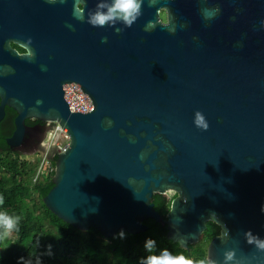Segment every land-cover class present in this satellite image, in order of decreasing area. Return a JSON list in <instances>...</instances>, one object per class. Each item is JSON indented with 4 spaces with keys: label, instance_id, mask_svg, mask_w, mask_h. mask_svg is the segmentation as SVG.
<instances>
[{
    "label": "water",
    "instance_id": "water-1",
    "mask_svg": "<svg viewBox=\"0 0 264 264\" xmlns=\"http://www.w3.org/2000/svg\"><path fill=\"white\" fill-rule=\"evenodd\" d=\"M189 1L138 0L130 26L119 13L92 23L114 0H90L86 12L72 5L64 44L26 55L0 32V126L13 109L12 150L30 133L28 120L67 131L44 203L73 227L112 238L146 232L152 219L189 249L212 222L220 235L208 264H264V0H214L220 14ZM161 6L169 24L159 21ZM14 25L26 40L32 21ZM71 83L92 112L71 113ZM169 192L176 197L164 219L153 197Z\"/></svg>",
    "mask_w": 264,
    "mask_h": 264
},
{
    "label": "trees",
    "instance_id": "trees-1",
    "mask_svg": "<svg viewBox=\"0 0 264 264\" xmlns=\"http://www.w3.org/2000/svg\"><path fill=\"white\" fill-rule=\"evenodd\" d=\"M16 116L7 107L0 126V196L4 198L0 212L18 218L9 236L0 227V264H142L148 256H159L165 250L173 256L183 255L194 264L201 260L208 264L207 246L218 234L212 222L202 239L185 249L168 238L167 225L152 219L145 221L146 232L107 238L95 228L82 231L53 214L44 198L54 186L55 171L50 176L38 175V163L7 144ZM56 161L57 155L52 156L55 167ZM171 202L160 194L153 197L155 209L164 219ZM149 241L154 242L151 248L147 246Z\"/></svg>",
    "mask_w": 264,
    "mask_h": 264
},
{
    "label": "flooded vegetation",
    "instance_id": "flooded-vegetation-1",
    "mask_svg": "<svg viewBox=\"0 0 264 264\" xmlns=\"http://www.w3.org/2000/svg\"><path fill=\"white\" fill-rule=\"evenodd\" d=\"M171 1L173 7L175 0ZM189 3H192L194 10H198L199 12H202L203 9H208L213 10L216 14H220L222 10V1L203 0V2H199V0H190ZM72 5H75L78 12H86L90 6V0H0V32L4 33L3 44L10 51H16L20 55L32 54V51L39 52V49L36 47L42 43L49 44L50 46L63 45L64 40L62 35L64 30L62 21L68 8ZM168 7L161 6L159 8V21L164 25L169 24ZM20 18H28L32 21L30 34L26 40L21 39L19 34L14 36V30L16 29L14 23L18 22ZM82 20L80 19V21ZM9 23H11L13 31L11 35H7L5 32L9 28ZM27 125L31 128L30 133L27 134L21 146L13 149V151L21 154L35 152L40 149L44 138L55 124L28 120ZM10 128L11 130L8 132L9 136L7 138L13 135L15 124ZM162 196L172 200L176 197L175 195V197ZM215 231L218 234L211 241L220 235V228L218 226Z\"/></svg>",
    "mask_w": 264,
    "mask_h": 264
},
{
    "label": "clouds",
    "instance_id": "clouds-1",
    "mask_svg": "<svg viewBox=\"0 0 264 264\" xmlns=\"http://www.w3.org/2000/svg\"><path fill=\"white\" fill-rule=\"evenodd\" d=\"M140 3L138 0H114V5L109 9V13L105 14H97L93 17L92 23L94 25H105L108 21L114 20L116 18L115 13L121 14V18L123 21L129 26L135 21L136 16L140 12ZM199 116V114H198ZM198 123H202V118H198ZM206 127V125H204ZM4 198L0 196V205H3ZM18 223V218L13 219L8 216L6 213L0 212V227L5 229L4 235L9 236L11 232L16 228ZM154 244L153 241L148 242V247L151 248ZM264 247V244L261 245ZM229 259H231V254H229ZM142 264H194V261L183 256H173L167 250L162 252L161 255H150L146 260L142 262ZM199 264H206V261L201 260Z\"/></svg>",
    "mask_w": 264,
    "mask_h": 264
},
{
    "label": "built area",
    "instance_id": "built-area-1",
    "mask_svg": "<svg viewBox=\"0 0 264 264\" xmlns=\"http://www.w3.org/2000/svg\"><path fill=\"white\" fill-rule=\"evenodd\" d=\"M65 100L69 104L71 113L87 114L94 110V104L91 98L83 92L81 85L77 83L66 84L64 86ZM50 146H56L58 152L66 150L69 136L65 129L56 125L50 134ZM34 161L38 163V175L50 176L54 171V166L48 152L34 155Z\"/></svg>",
    "mask_w": 264,
    "mask_h": 264
},
{
    "label": "rangeland",
    "instance_id": "rangeland-1",
    "mask_svg": "<svg viewBox=\"0 0 264 264\" xmlns=\"http://www.w3.org/2000/svg\"><path fill=\"white\" fill-rule=\"evenodd\" d=\"M50 131L48 132L47 136L44 138V144L42 143V146L40 147V149L36 150L35 152L31 153V154H23L24 157L27 156V158L29 160L34 161V155L38 154V153H45L48 152V155L50 156L51 160H52V156H54L55 153H58L57 147L56 146H50ZM69 143V141H68ZM53 152H55L53 154ZM38 170V169H37ZM169 197H174V193L173 192H169L167 194Z\"/></svg>",
    "mask_w": 264,
    "mask_h": 264
},
{
    "label": "bare ground",
    "instance_id": "bare-ground-1",
    "mask_svg": "<svg viewBox=\"0 0 264 264\" xmlns=\"http://www.w3.org/2000/svg\"><path fill=\"white\" fill-rule=\"evenodd\" d=\"M32 120V119H31ZM48 123H53V122H48ZM55 125L51 128V130H50V134H51V131L53 130V128L57 125V123H54ZM59 125V124H58ZM64 129V128H63ZM66 131V130H65ZM67 132V131H66ZM68 134V133H67ZM49 136H51V135H49ZM69 140H70V138H69ZM68 145H69V143H68ZM68 145H67V147H68ZM67 149V148H66ZM64 152V151H63ZM63 152H60V153H63ZM59 152L58 153H55L54 154V156L55 155H59L60 154ZM50 157V156H49ZM50 160H51V158H50ZM52 161V160H51ZM52 164H53V162H52ZM54 166V165H53ZM55 169H56V167L54 166V171H55ZM53 171V172H54Z\"/></svg>",
    "mask_w": 264,
    "mask_h": 264
}]
</instances>
